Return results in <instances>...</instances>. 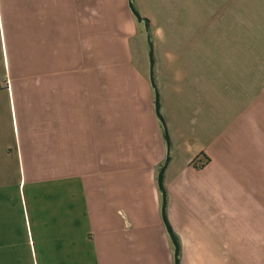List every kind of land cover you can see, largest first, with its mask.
I'll return each instance as SVG.
<instances>
[{
	"label": "crops",
	"instance_id": "obj_1",
	"mask_svg": "<svg viewBox=\"0 0 264 264\" xmlns=\"http://www.w3.org/2000/svg\"><path fill=\"white\" fill-rule=\"evenodd\" d=\"M134 3L181 264H264V0ZM143 28L129 0H0V264H174Z\"/></svg>",
	"mask_w": 264,
	"mask_h": 264
},
{
	"label": "water",
	"instance_id": "obj_2",
	"mask_svg": "<svg viewBox=\"0 0 264 264\" xmlns=\"http://www.w3.org/2000/svg\"><path fill=\"white\" fill-rule=\"evenodd\" d=\"M129 6L136 20L138 21V23L144 26L145 32H146L147 54H148V60H149V79H150L151 86L155 93V113L163 127L164 136H165L166 145H167L166 160L158 174V186L162 194V217H163V222L166 226L168 235L174 246V264H181V260H180L181 245L173 229L171 228V225L167 217V192L164 186V177H165V172L171 162L172 144H171V139L169 136V132H168L165 120L163 119V116L161 114V99H160L159 88H158L157 80H156L154 42H153V36L151 32V24L147 18L143 17L139 13L137 7L135 6L134 0H129Z\"/></svg>",
	"mask_w": 264,
	"mask_h": 264
},
{
	"label": "rangeland",
	"instance_id": "obj_3",
	"mask_svg": "<svg viewBox=\"0 0 264 264\" xmlns=\"http://www.w3.org/2000/svg\"><path fill=\"white\" fill-rule=\"evenodd\" d=\"M143 38L140 44V56H139V65L142 68H144V71L146 69L147 73L149 70V61H148V54H147V43H146V33L143 28ZM137 64V62H135Z\"/></svg>",
	"mask_w": 264,
	"mask_h": 264
}]
</instances>
